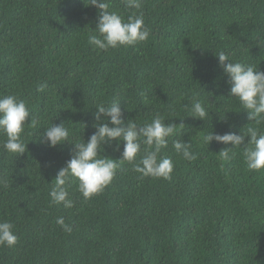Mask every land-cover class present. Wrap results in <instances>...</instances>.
I'll use <instances>...</instances> for the list:
<instances>
[{
  "label": "trees",
  "instance_id": "16d2710c",
  "mask_svg": "<svg viewBox=\"0 0 264 264\" xmlns=\"http://www.w3.org/2000/svg\"><path fill=\"white\" fill-rule=\"evenodd\" d=\"M109 3L125 19L135 11L121 0ZM141 5L148 40L104 52L87 43L98 10L84 0H0V94L25 100L31 113L25 123L31 116L38 121L25 125V153L0 147V181H7L0 182V220L18 236L15 246H0V264H264V170L247 168L243 145L223 160L219 152L232 145L203 141L208 132L255 127L229 97L215 53L264 72V0ZM113 99L125 123L142 125L159 113L165 124H177L159 154L173 160L171 178H140L133 163L123 162L92 198L85 200L70 177L74 207L51 203L53 180L74 152L70 143H87L95 106ZM194 99L206 107L205 121L190 116ZM62 122L69 143L39 142L46 127ZM176 139L191 144L195 160L176 153ZM114 148L115 141L105 144L100 154L118 159Z\"/></svg>",
  "mask_w": 264,
  "mask_h": 264
},
{
  "label": "clouds",
  "instance_id": "9594fccd",
  "mask_svg": "<svg viewBox=\"0 0 264 264\" xmlns=\"http://www.w3.org/2000/svg\"><path fill=\"white\" fill-rule=\"evenodd\" d=\"M86 6H93L98 10L95 29L87 33V43L95 49L107 52L109 49L134 46L148 40L150 32L145 26L143 13L140 11L141 0H121L125 8L132 11L125 19L118 10H109V0H84ZM220 66L228 76L230 85V98H235L240 107L247 111L248 119L254 122L255 127L246 126L245 131L225 133L223 135L208 132L203 141L209 145L212 141L232 147L223 148L219 157L230 160V152L243 145V156L249 170H264V72L258 71L257 66L233 61L220 51L215 53ZM229 61L228 63H225ZM47 84H42L38 91H44ZM97 111L93 114L97 123L93 125L94 133L87 143L84 141L71 142L74 152L66 161L56 177L49 193L51 203L71 209L74 201L69 196L66 187L69 178H75L77 189L85 200L102 192L115 177L120 163H133L132 170L141 174L140 178L152 177L170 179L174 170L171 157H160L162 149L168 147V138L177 135V124H165V118L157 113L151 122L138 125L133 120L122 119L123 113L119 107V100L113 99L110 104L101 102L95 106ZM31 115L25 100L15 94H0V147L7 153L20 155L25 153L27 143L22 138L25 125L35 128L38 121L31 116L30 123L26 119ZM209 113L199 99H194L191 107V117L204 120ZM104 117V120L101 117ZM111 125V126H110ZM183 129L184 124H179ZM250 139L245 142V138ZM70 128L65 123L46 127L41 134L39 142L55 148L58 145L69 143ZM115 141L113 151H118L120 157L112 159L101 155L104 145L111 146ZM142 145L144 146L142 149ZM122 146V151H121ZM172 147L176 153L181 154L185 160L192 161L196 155L190 151L191 144L180 139L173 140ZM141 152H143L142 155ZM234 154V152H233ZM140 155L137 161V156ZM119 161V163H118ZM7 186V181H0ZM56 223L65 232H71L70 225L65 223L63 217L56 218ZM14 225L8 220H0V246L13 247L18 242V236L13 231Z\"/></svg>",
  "mask_w": 264,
  "mask_h": 264
}]
</instances>
